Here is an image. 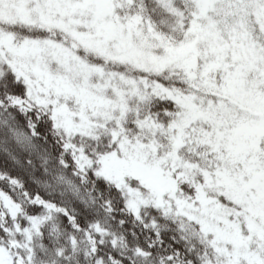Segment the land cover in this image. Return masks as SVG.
<instances>
[{
  "label": "snow or ice",
  "instance_id": "obj_1",
  "mask_svg": "<svg viewBox=\"0 0 264 264\" xmlns=\"http://www.w3.org/2000/svg\"><path fill=\"white\" fill-rule=\"evenodd\" d=\"M0 264H264V0H0Z\"/></svg>",
  "mask_w": 264,
  "mask_h": 264
}]
</instances>
